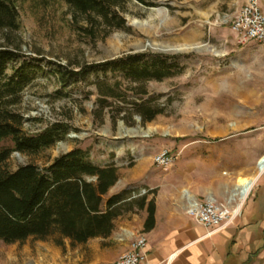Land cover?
I'll use <instances>...</instances> for the list:
<instances>
[{
    "label": "rangeland",
    "instance_id": "rangeland-1",
    "mask_svg": "<svg viewBox=\"0 0 264 264\" xmlns=\"http://www.w3.org/2000/svg\"><path fill=\"white\" fill-rule=\"evenodd\" d=\"M16 2L19 26L0 30V46L19 55L7 72L24 68L31 81L15 108L27 133L58 128L60 136L36 154L13 151L10 170L28 163L45 167L82 148L94 164L118 167L119 180L105 200L125 191L133 201L118 206L120 215L106 239L0 240V264H113L145 234L139 203L145 196L154 199L166 177L202 201L226 202L238 177L252 172L238 169L251 158L255 166L264 153V43L243 42L233 31L241 0H154L155 6L131 0L126 26L96 38L75 22L66 0ZM153 41L179 49L141 50L170 56L177 64L174 75L139 82L100 65L111 52L120 50L122 56ZM144 111L157 114L145 121ZM163 150L174 157L168 167L155 162ZM258 196L262 202L264 186ZM255 213L263 219L264 204Z\"/></svg>",
    "mask_w": 264,
    "mask_h": 264
},
{
    "label": "trees",
    "instance_id": "trees-1",
    "mask_svg": "<svg viewBox=\"0 0 264 264\" xmlns=\"http://www.w3.org/2000/svg\"><path fill=\"white\" fill-rule=\"evenodd\" d=\"M66 1L75 22L91 38L127 24L124 14L131 0ZM137 1L155 6L154 0ZM18 18L16 0H0V30L16 29ZM18 57L16 50L0 46V240L15 243L30 237H54L58 244L67 238L78 244L111 236L115 219L120 215L118 206L133 201L125 191L104 198L119 180L117 166H98L88 159L87 151L74 148L45 167L28 163L10 170L8 162L13 151L36 154L53 145L60 136L58 128L39 135L24 130V116L15 105L31 76L24 68L7 72ZM100 65L122 71L132 80L146 82L174 75L177 64L163 53L144 51L109 59ZM148 114L142 113L145 121H152L157 113ZM7 140L13 143L12 147L3 145ZM147 199L145 196L139 203V209L146 208L148 212L145 232L156 222L155 200L147 202Z\"/></svg>",
    "mask_w": 264,
    "mask_h": 264
},
{
    "label": "crops",
    "instance_id": "crops-1",
    "mask_svg": "<svg viewBox=\"0 0 264 264\" xmlns=\"http://www.w3.org/2000/svg\"><path fill=\"white\" fill-rule=\"evenodd\" d=\"M166 180L164 189L154 197L155 226L144 231L148 264H264V218L255 215L258 206L264 204V199L257 202L258 188L264 186V181L257 185L234 223L211 233L187 213L190 199L201 200L197 194L192 191L188 195L170 177ZM144 211L145 224L148 212L146 208Z\"/></svg>",
    "mask_w": 264,
    "mask_h": 264
},
{
    "label": "built area",
    "instance_id": "built-area-1",
    "mask_svg": "<svg viewBox=\"0 0 264 264\" xmlns=\"http://www.w3.org/2000/svg\"><path fill=\"white\" fill-rule=\"evenodd\" d=\"M232 29L243 42L255 40L264 43V0H241L240 8L232 21ZM173 160L174 157L168 150H163L155 157V162L160 167L170 166ZM187 213L213 233L234 223L241 211H237L234 201L190 199ZM147 241L145 234L138 236L131 243L130 249L113 264H148L144 251Z\"/></svg>",
    "mask_w": 264,
    "mask_h": 264
},
{
    "label": "bare ground",
    "instance_id": "bare-ground-1",
    "mask_svg": "<svg viewBox=\"0 0 264 264\" xmlns=\"http://www.w3.org/2000/svg\"><path fill=\"white\" fill-rule=\"evenodd\" d=\"M143 25H139L141 28ZM153 47H160L159 44H155L154 41L152 42ZM166 51H175L174 48L170 45L162 46ZM200 48V47H199ZM147 134V133H146ZM254 159L247 160V167L245 169H238L242 171H252L249 175L246 176H239L237 179L236 184L234 185L233 189L231 190L228 200L229 202L234 201L237 211H241L242 207L250 195L251 191L263 180L264 177V153L256 158V164L253 166ZM187 191V190H186ZM187 192L188 195H191ZM211 200H215L212 198ZM190 201V200H189Z\"/></svg>",
    "mask_w": 264,
    "mask_h": 264
},
{
    "label": "water",
    "instance_id": "water-1",
    "mask_svg": "<svg viewBox=\"0 0 264 264\" xmlns=\"http://www.w3.org/2000/svg\"><path fill=\"white\" fill-rule=\"evenodd\" d=\"M134 24L136 26H139L140 23L138 22H134ZM160 47H153L152 44L149 42L147 43V45H138L136 46V50L134 52H128V53H137V52H142L141 50L147 48V47H151L153 49H156V50H159V51H162V52H166V50L162 47L164 45H159ZM196 49H198L199 47H195ZM175 50V49H174ZM176 51H179V49H176ZM127 53V54H128ZM120 57V50H117V51H114V52H111L109 55H108V58L106 60H109V59H115V58H118Z\"/></svg>",
    "mask_w": 264,
    "mask_h": 264
}]
</instances>
